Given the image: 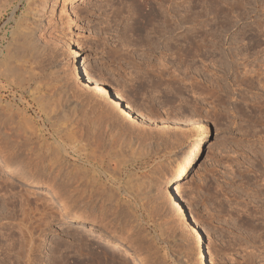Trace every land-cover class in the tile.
Segmentation results:
<instances>
[{"label": "rangeland", "instance_id": "rangeland-1", "mask_svg": "<svg viewBox=\"0 0 264 264\" xmlns=\"http://www.w3.org/2000/svg\"><path fill=\"white\" fill-rule=\"evenodd\" d=\"M41 1L0 0V147L19 157L9 165L0 163V264H49L52 241L80 234L72 228L77 224L114 231L118 243L99 248L87 237L82 246L73 245L78 256L69 252L65 264L78 259L87 264H202L187 208L213 249L212 264H264V0L228 4V13L245 21L240 46L225 57L231 75H212L223 78L234 93L244 89L245 104L251 100L253 111L243 122L225 120L223 127L217 118L224 85L199 72L180 73L166 59L168 52L160 64L148 58V41L160 21L183 15L189 0H140L143 16L134 0H47L36 22L27 7L34 9ZM173 2L176 16L167 10ZM26 22L38 24L40 50L34 58L27 49L18 52ZM76 47L89 73L111 93L117 89L136 115H123L107 95L77 75ZM244 68L255 70L252 83L243 79L248 75ZM144 82L146 87L138 90ZM192 83L199 86L195 94ZM160 86L175 99L157 107ZM194 137H202L201 149L177 181L178 207L164 175L167 163ZM130 138L148 153L130 154L124 144ZM58 149L63 158L55 165L67 168V174L46 167L47 154Z\"/></svg>", "mask_w": 264, "mask_h": 264}, {"label": "snow or ice", "instance_id": "snow-or-ice-1", "mask_svg": "<svg viewBox=\"0 0 264 264\" xmlns=\"http://www.w3.org/2000/svg\"><path fill=\"white\" fill-rule=\"evenodd\" d=\"M229 3L231 0H226V2L225 0H189L186 5L187 11L183 15L178 13L176 20L171 21V27L163 31L155 30L152 37L153 43L149 46L155 56H160L161 51L168 52L169 55L166 59L169 60L170 65L178 67L180 73L199 72L203 79H215L224 85L219 93L222 104L219 110L220 116L217 118V124H220L221 127L225 120H231L234 117H239L243 122L246 116L253 111L251 100L247 101V105L245 104L247 96L244 89L241 88L234 93L223 78L212 75L213 73L231 75L227 73L228 65L225 63V57L231 55V49L240 46V29L245 21L242 17L236 18L228 13ZM134 6L137 8L138 14L143 16L144 4L140 0H134ZM149 7H154V5H149ZM69 10H71V6H69ZM144 19L147 21L148 17L144 16ZM202 37L205 38L203 41ZM213 39L215 43H210ZM202 44L203 46H201ZM197 49L198 54L195 51ZM172 50L176 51V57L171 56ZM181 55H183V59H181ZM213 59L215 63H213ZM202 60L207 61V64H203ZM152 62L156 63L155 60ZM165 74L167 73L165 72ZM104 86L107 87L106 84ZM145 87L146 82L137 84L138 90ZM156 97L157 107H161L163 103H171L175 99V95L163 86H160ZM133 115L136 113L133 112ZM209 124L211 126L210 135H216L215 126L211 125V121ZM75 227V225L72 226L73 229ZM60 236L63 237L64 234L60 233ZM85 239L87 237L83 233L75 234L73 232L66 239L53 240L50 249V255L53 258L49 264H65V257L69 252H72L73 256H78L73 251V245L80 244L82 246ZM68 264H72V262L69 261ZM76 264H87V262L78 259Z\"/></svg>", "mask_w": 264, "mask_h": 264}, {"label": "bare ground", "instance_id": "bare-ground-1", "mask_svg": "<svg viewBox=\"0 0 264 264\" xmlns=\"http://www.w3.org/2000/svg\"><path fill=\"white\" fill-rule=\"evenodd\" d=\"M47 0H42L41 2H43L41 5H38L36 6L34 9H30L29 8V5H28V10L31 14V17L30 18H33L36 22H38L40 19L38 18H35L37 16V14L39 12H41L42 8L44 7V4L46 3ZM172 2V1H171ZM175 4H170L168 9L167 10H171V12L169 13V15H172V16H176L175 14L177 13V10L178 9H175L177 8V2H173ZM147 5V4H146ZM172 5V6H171ZM162 6V5H161ZM179 7V6H178ZM163 8V7H162ZM174 8V9H173ZM3 9V8H2ZM186 9V8H184ZM165 10V9H164ZM26 12H27V9H26ZM185 12V11H184ZM157 13V12H156ZM164 13V12H163ZM25 14V13H24ZM182 14V13H181ZM0 15H1V11H0ZM159 15V14H158ZM166 15V14H165ZM162 16V15H161ZM167 16V15H166ZM164 17V15H163ZM160 18V17H158ZM177 17H172L171 19H163L160 21V30L163 31L165 30L166 28L168 27H171V21H174L176 20ZM26 20V19H24ZM23 21V20H22ZM25 22V21H24ZM148 22V21H147ZM27 23V22H26ZM159 23V22H158ZM19 26V25H17ZM37 26L38 24L37 23H27L26 26H23L25 28L21 29L20 26L18 27L19 29L21 30H25V32L22 36V34L20 32H14L15 33H18V34H21L20 37H23L21 39H23L22 41V45L20 44V48H18V52H20L21 50L19 49H22V54L23 52L26 51H29V52H26L28 53L30 56H34L36 55V53L40 50V45H38V41H37V36L35 34V31L37 29ZM157 27V26H156ZM154 29V28H153ZM12 33V32H11ZM155 33V32H154ZM154 35V34H153ZM152 36H150L149 38V46L153 43L152 41ZM14 38V37H12ZM15 39V38H14ZM18 39V38H17ZM202 39V38H201ZM148 40V39H147ZM204 40V39H203ZM202 40V41H203ZM20 41V40H19ZM149 46L147 48V53L149 54V57L148 58H153V60H158L159 61V64L162 62V60L164 59V57L166 56V51H161V54L160 56H155L154 52L150 51L149 49ZM158 47V45H157ZM79 47H76L73 49V53L76 57V63L74 64V69H75V72L77 73V75H80V76H84L88 82V84H90L92 87L95 88L96 91H98L99 93L101 94H104V95H107L110 100H112V102H114L116 104V106H119L120 107V110L121 112L123 113V115L127 116V117H130V115L135 112L133 107L129 104L128 101H126L123 96L120 94V92L117 90V89H113V93H111L107 87H105L104 83L99 80V79H96L94 78L88 71L87 67H86V61L83 57H81L80 55V52H79ZM174 51V50H173ZM35 52V53H34ZM25 53V54H26ZM28 54H26L27 56H29ZM5 55V54H4ZM21 55L17 54L16 52V57H19ZM25 56V55H23ZM26 56V58H27ZM33 57V58H34ZM25 58V57H24ZM15 59V58H14ZM1 60V59H0ZM81 60V61H80ZM17 61V60H16ZM20 62V60L18 61ZM1 63V61H0ZM3 63V61H2ZM13 63V62H12ZM11 64V63H9ZM7 63V65H9ZM20 64V63H19ZM1 65V64H0ZM3 65V64H2ZM163 65V64H161ZM4 66V65H3ZM164 66H166V64H164ZM2 67V66H1ZM12 67V66H11ZM4 70L6 71L7 69H5V67H3ZM8 68H10V66H8ZM14 68V67H13ZM12 68V69H13ZM11 69V68H10ZM10 69H8L7 73L8 72H11L9 71ZM11 69V70H12ZM1 71V70H0ZM3 71V70H2ZM255 70L250 68V69H246L244 68V73H248V75H245L243 79H247L249 80V83H252L253 79H255V76H253V72ZM160 74L163 75L165 74V72L162 70L160 71ZM169 72V71H168ZM5 73V72H4ZM13 74V71L11 72ZM243 75V74H242ZM194 83L190 84L189 86L191 87V93H194L196 92V90H198L199 86H195L193 85ZM189 87V88H190ZM187 88V87H186ZM220 88V87H219ZM193 89H196V90H193ZM193 91V92H192ZM195 94V93H194ZM193 94V95H194ZM106 96V97H107ZM43 106V105H42ZM202 107V106H201ZM41 108V107H40ZM43 109L45 107H42ZM46 110V109H45ZM194 110V109H193ZM195 112V111H194ZM141 114V113H140ZM139 115V113H138ZM140 116V115H139ZM143 117V116H141ZM149 118L148 120H150V117H147ZM143 119V118H142ZM152 119V118H151ZM14 120V118H13ZM48 120V119H47ZM174 120V119H173ZM23 121V120H22ZM180 121V120H179ZM176 122V121H175ZM26 123V121H25ZM178 123V122H177ZM13 124V123H12ZM26 125V124H24ZM18 126V124L16 125ZM26 127V126H25ZM27 127L28 124H27ZM15 128V127H14ZM9 129V128H8ZM30 129V128H29ZM28 129V130H29ZM1 131V130H0ZM19 131V130H18ZM25 131V130H24ZM23 131V132H24ZM25 133V132H24ZM15 134V133H14ZM3 135V134H2ZM19 135V134H18ZM25 135V134H24ZM20 137V136H19ZM27 137V136H26ZM110 137V136H108ZM18 138V137H17ZM13 139H16V138H13ZM3 140V139H2ZM59 140V139H58ZM133 140L132 138H130L128 141H125L124 144H126V147L129 149L130 154H141V155H145L148 153V148L146 146H143L141 145L140 143H138L137 145L133 143ZM22 140L20 138L16 139V143H20ZM14 142V141H13ZM48 142V141H46ZM135 142V140H134ZM9 143V141H8ZM11 143V142H10ZM136 143V142H135ZM201 143H202V137L200 138H197V137H194L189 145L186 147V149H184L183 151H181L177 156H175L174 158H172L168 163H167V171L164 175V183L169 186L170 188L168 189L170 191V196H171V200H172V203L176 204L178 207H181L180 205V202H181V199H182V194H181V191L178 187V183L177 181L187 172L188 168L194 163V161L196 160L199 152H200V149H201ZM8 145V144H7ZM20 145V144H19ZM54 145V144H52ZM97 145V144H96ZM4 146V145H3ZM10 146V145H9ZM7 147V146H6ZM49 148V146H47ZM98 147V146H97ZM125 147V146H124ZM123 147V148H124ZM54 147L51 146V148L49 149H52ZM83 148V147H82ZM6 149V148H5ZM4 148L0 147V163H4L5 165H9L10 163H13V162H16L18 160V155H15L13 152L11 153L10 150L6 149L5 150ZM46 150H48L46 148ZM57 150V149H56ZM49 151V150H48ZM55 151V150H53ZM10 152V153H9ZM47 152V151H46ZM56 152V151H55ZM115 152V151H114ZM142 152V153H141ZM52 153V151H51ZM94 153V152H93ZM92 154V153H91ZM113 154V153H112ZM111 154V155H112ZM119 154V152H118ZM121 154V153H120ZM94 155V154H93ZM92 155V156H93ZM97 155V153H96ZM96 155H94L96 157ZM114 155V154H113ZM88 156V155H87ZM90 156V155H89ZM91 156V157H92ZM120 156V155H119ZM118 156V157H119ZM113 157V156H112ZM42 158V157H41ZM63 157H60V152H59V149H58V154L57 153H54L53 154H50L48 153L47 154V163H46V167L47 169H53L54 167L57 168V170L60 172H62L63 174H67L68 173V170L67 168H64L62 167V165H55L56 164V161L59 160V159H62ZM100 158V157H99ZM94 159V158H92ZM91 159V160H92ZM114 159V158H113ZM117 159V158H116ZM117 160H120L119 158ZM98 161V160H97ZM110 161V160H109ZM111 162V161H110ZM118 163V161H117ZM44 167V166H43ZM86 170V169H85ZM84 170V171H85ZM104 170V169H103ZM106 170V169H105ZM50 172V171H49ZM93 172V170L91 171ZM95 173V172H94ZM55 190V189H54ZM187 207V206H186ZM188 209V212H189V215L187 216H190L189 219H190V222L192 223L193 225V228L195 230V232L197 233V236H198V242H199V245H200V256H201V259H202V264H212L213 263V257H214V253H213V249L212 247L209 245L208 241L202 236V227L198 221V219L195 217V215H193V211H191L189 208ZM262 219V218H261ZM243 223V222H242ZM246 224V223H245ZM75 230L76 231H79L81 233H83L86 237H88V239H90L91 241H94L95 244H98V247L99 248H103V246H106V247H109V248H115L117 246V239L115 238V236L117 235H113L114 231H108V233H104L100 230H97V229H91L89 227H85V226H82L80 224H77L75 225ZM255 232V231H254ZM258 232V231H257ZM116 234V233H114ZM7 236V235H6ZM87 239V240H88ZM7 243V242H6ZM5 246V245H4ZM102 246V247H101ZM3 248V247H2ZM9 248V247H8ZM13 249V248H12ZM11 249V250H12ZM95 255V254H94ZM97 257V256H96ZM95 257V258H96ZM99 257V256H98ZM243 259V258H242ZM241 260V259H240ZM240 262V261H239ZM92 264V263H91ZM134 264H137L136 262H134ZM245 264V263H244Z\"/></svg>", "mask_w": 264, "mask_h": 264}]
</instances>
